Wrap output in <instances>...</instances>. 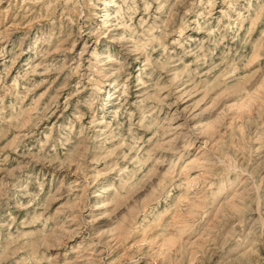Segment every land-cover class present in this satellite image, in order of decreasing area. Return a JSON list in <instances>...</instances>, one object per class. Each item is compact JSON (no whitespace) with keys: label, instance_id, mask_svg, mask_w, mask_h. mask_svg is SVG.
Listing matches in <instances>:
<instances>
[{"label":"rangeland","instance_id":"obj_1","mask_svg":"<svg viewBox=\"0 0 264 264\" xmlns=\"http://www.w3.org/2000/svg\"><path fill=\"white\" fill-rule=\"evenodd\" d=\"M0 264H264V0H0Z\"/></svg>","mask_w":264,"mask_h":264}]
</instances>
